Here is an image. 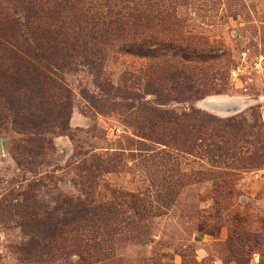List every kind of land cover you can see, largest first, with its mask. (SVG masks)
<instances>
[{
  "label": "rangeland",
  "instance_id": "rangeland-1",
  "mask_svg": "<svg viewBox=\"0 0 264 264\" xmlns=\"http://www.w3.org/2000/svg\"><path fill=\"white\" fill-rule=\"evenodd\" d=\"M55 3L0 0V264H264V0Z\"/></svg>",
  "mask_w": 264,
  "mask_h": 264
},
{
  "label": "trees",
  "instance_id": "trees-1",
  "mask_svg": "<svg viewBox=\"0 0 264 264\" xmlns=\"http://www.w3.org/2000/svg\"><path fill=\"white\" fill-rule=\"evenodd\" d=\"M36 1H38V0H27V3H29L28 4V6H26V8H25V15H24V21H23V24H25V25H27V22L29 21V18H30V16H31V13H32V11L33 10H36ZM56 1V3H55V7H54V10H56V8H62L63 6H67L68 5V3H69V1L70 0H55ZM54 34H55V36H60V35H63V36H65L66 34L65 33H61V32H56V31H54ZM49 38L51 37V36H48ZM36 48V49H35ZM34 49V50H33ZM32 51H33V55L35 56V57H37L38 59H45V60H49L48 59V55H46L45 53H44V51H39L38 49H37V47H34V48H32ZM130 51H132V53H134V54H144V52H142V51H140V50H133V49H130ZM49 63L51 64L52 62H50L49 61ZM53 64V63H52ZM48 65V63H46V68L48 67L47 66ZM48 69V68H47ZM16 83H19V81H17ZM37 85V84H36ZM18 89H20V86L17 88H15L13 91H15V90H18ZM13 91H12V93H13ZM8 94V93H6L4 90H2V89H0V97H3L4 98V100H5V102L10 106L11 104H13L14 103V100L13 99H15L16 97L15 96H13V94ZM26 94L27 93H29L28 95H26L25 97H30L31 96V94H34V92H31V91H27V92H25ZM188 97H192V95L190 94ZM192 99H195L194 97L192 98ZM18 101H19V103H21V100H19L18 99ZM197 111H199V110H197ZM204 115H206L207 117H212L210 114H205L204 113ZM36 120L35 119H33V117H25L24 119H22V122H21V124L23 125V127H33V128H35L37 125H40L41 123H37V122H35ZM65 122H64V124L62 125V127H65ZM25 129V128H24ZM76 212H81V210H78V211H76ZM80 219H82V218H80ZM21 226H22V224H21Z\"/></svg>",
  "mask_w": 264,
  "mask_h": 264
},
{
  "label": "water",
  "instance_id": "water-1",
  "mask_svg": "<svg viewBox=\"0 0 264 264\" xmlns=\"http://www.w3.org/2000/svg\"><path fill=\"white\" fill-rule=\"evenodd\" d=\"M202 104L212 110L215 113H226L229 112L227 109L229 104L219 97H210L204 99Z\"/></svg>",
  "mask_w": 264,
  "mask_h": 264
}]
</instances>
